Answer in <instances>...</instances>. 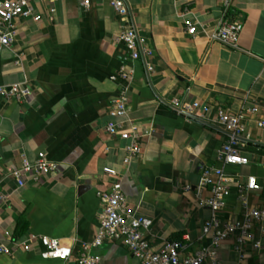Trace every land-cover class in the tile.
Listing matches in <instances>:
<instances>
[{
    "label": "crops",
    "instance_id": "crops-1",
    "mask_svg": "<svg viewBox=\"0 0 264 264\" xmlns=\"http://www.w3.org/2000/svg\"><path fill=\"white\" fill-rule=\"evenodd\" d=\"M58 0L54 20L19 18L10 47L0 49V86L26 82V101L0 96V179L23 159L39 153L56 163L55 171L17 188L11 178L0 181V239L46 236L70 247L67 261L43 259L38 248L1 255L0 264H75L81 246L92 241L101 204L97 194L108 190L119 174L129 207L152 221L146 238L153 249L168 241L189 244L192 253L208 243L201 228L210 216L200 204L197 186L204 169L222 168L244 185L256 177L260 189L244 191L250 206L264 203V0H121L126 17L113 0ZM241 23L237 47L209 41L219 19ZM196 24L197 33H187ZM133 26L140 47L148 49L131 63L127 113L120 119L138 135L141 152L124 167L127 141L106 132L112 100L125 82L118 77L124 46L117 36ZM207 104L202 116L185 117L172 101ZM245 116L246 165H225L217 153L226 133L211 120L217 108ZM216 180V178L214 177ZM185 185L189 191H183ZM202 198L210 196L208 187ZM242 202L230 186L222 220L240 218ZM260 247L247 246L245 264H264V235L254 230ZM17 236V237H16ZM100 264H140L121 242L92 249ZM223 264H236L231 238L219 247Z\"/></svg>",
    "mask_w": 264,
    "mask_h": 264
},
{
    "label": "built area",
    "instance_id": "built-area-1",
    "mask_svg": "<svg viewBox=\"0 0 264 264\" xmlns=\"http://www.w3.org/2000/svg\"><path fill=\"white\" fill-rule=\"evenodd\" d=\"M82 7H89V0H79ZM58 0H0V49L10 47L15 34V21L19 18L40 21L45 14L50 22L54 20L56 4ZM230 2L223 1L227 9ZM112 6L121 17H126L128 10L121 0H113ZM242 25L237 21H230L226 17L218 20L216 25L208 33V40L219 42L223 45L236 48ZM187 33L194 37L197 33L196 24H189ZM125 49L123 64L119 68L118 77L125 82L118 94L112 100L108 115L110 120L106 124V132L110 136H117L128 143L124 146L122 164L127 167L132 158L138 156L141 147L138 135L120 121L127 113V86L132 81L133 69L131 63L148 54V49L140 47V39L137 30L133 26H125L117 36ZM32 94L31 87L26 82L8 86H0V96L5 99H13L18 102L26 101ZM173 108L185 117H193L197 110L202 111V116L209 111L207 104L194 101L191 103L173 100ZM258 108L253 106L238 114H231L222 108H217L214 118L211 120L227 135V139L217 153V158L225 165H246L248 159L241 155V150L246 146L247 136L244 135L245 116L256 114ZM259 128H264V119L257 121ZM264 168V164H262ZM56 163L50 161L44 153H39L34 162L26 159L21 161L19 167L3 172L0 179L11 178L17 188L26 182H36L40 177L55 171ZM115 177L108 190L97 194L101 210L98 214V226L91 242L81 246V250L74 258L75 264H100V258L93 254L92 249L99 247L104 242H121L130 253L136 257L140 264H223L219 257V247L223 241L231 238L233 250L236 253V264H245L247 246L252 244L260 247V242L255 238L254 230L264 235V203L261 206H250L246 202L244 191L260 189L256 177L249 175L242 186L237 183L235 176L228 174L224 169L210 167L203 170L196 195L201 205L207 207L210 216L205 220L201 228V237L208 239V243L192 253H186L189 244L184 241H168L158 249H153L146 238L152 221L144 216L137 215L126 202L122 190L119 174L111 169L105 170ZM216 178V180L214 179ZM236 185L242 202L240 218L234 220H222L219 212L226 205L230 195V186ZM208 187L210 196L202 198L201 190ZM183 191H189L190 186L185 185ZM0 200H5L0 195ZM43 259H61L67 261L73 256L72 249L61 241L46 237L30 235L25 239L8 237L0 239V256L14 255L17 251H34Z\"/></svg>",
    "mask_w": 264,
    "mask_h": 264
},
{
    "label": "trees",
    "instance_id": "trees-1",
    "mask_svg": "<svg viewBox=\"0 0 264 264\" xmlns=\"http://www.w3.org/2000/svg\"><path fill=\"white\" fill-rule=\"evenodd\" d=\"M17 237V236H16Z\"/></svg>",
    "mask_w": 264,
    "mask_h": 264
}]
</instances>
